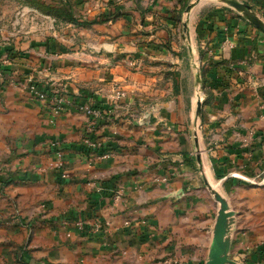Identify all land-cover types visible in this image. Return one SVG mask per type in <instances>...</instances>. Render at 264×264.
I'll return each instance as SVG.
<instances>
[{"label":"crops","instance_id":"crops-1","mask_svg":"<svg viewBox=\"0 0 264 264\" xmlns=\"http://www.w3.org/2000/svg\"><path fill=\"white\" fill-rule=\"evenodd\" d=\"M77 1L101 25L75 52L0 49V264H264V32L225 0Z\"/></svg>","mask_w":264,"mask_h":264},{"label":"rangeland","instance_id":"rangeland-1","mask_svg":"<svg viewBox=\"0 0 264 264\" xmlns=\"http://www.w3.org/2000/svg\"><path fill=\"white\" fill-rule=\"evenodd\" d=\"M73 1L0 0V49L3 48L6 51L8 59H17L21 56L24 57V53L31 54V51L34 50L32 47L37 43L48 45V38L54 39L56 37L58 39V37L70 36L68 39L69 50L75 52L74 50L80 44L81 37L86 38L84 32H94L101 24L98 23L99 25L92 27V24L86 22L91 20L88 17L89 13L85 11L86 7L90 8V5L81 7L80 2ZM120 1L118 4L116 2L115 5H122ZM213 3L214 0H198L195 3L194 10L188 14V10L184 9V14L192 22L197 10L211 8L210 6ZM113 7L112 5V10L109 12L113 11ZM100 15L102 14H99V21H101ZM102 29L105 28L102 26ZM81 31H83V34H80ZM32 59L30 58L27 62H31ZM39 88L48 93L60 91L56 87L45 90L40 86ZM59 93L62 94L61 91ZM63 97L66 99L65 95Z\"/></svg>","mask_w":264,"mask_h":264},{"label":"built area","instance_id":"built-area-1","mask_svg":"<svg viewBox=\"0 0 264 264\" xmlns=\"http://www.w3.org/2000/svg\"><path fill=\"white\" fill-rule=\"evenodd\" d=\"M30 92L37 98L47 100L51 103L52 109L55 114H58V112L63 109V107L67 104V100L63 97L62 94H60V91H57L54 93H48L46 91H43L39 88V86L36 83H31L30 86ZM79 109L84 110L86 114L90 117L89 125H88V132L90 134L96 132L100 128L101 123H111L112 118H111V113L108 110H105L102 107H97L93 106V104H84V105H79ZM84 144L89 148V149H95L97 147V142L93 140L90 137H86L84 140ZM59 155V160L62 161V156H63V151H57ZM92 154L96 156H102L104 158L109 157L110 154L104 153L102 155H98L92 150ZM68 176V173L63 172L62 177L65 178ZM115 201H120L122 198V193L118 190L115 192L113 195ZM131 221L127 220L125 222L126 225H130ZM79 227L84 226L83 221H78L76 223Z\"/></svg>","mask_w":264,"mask_h":264},{"label":"water","instance_id":"water-1","mask_svg":"<svg viewBox=\"0 0 264 264\" xmlns=\"http://www.w3.org/2000/svg\"><path fill=\"white\" fill-rule=\"evenodd\" d=\"M231 6L235 7L236 9L242 11L244 15L261 31L264 32V21L261 20L251 9L250 6L245 5L244 3L240 2L239 0H225ZM191 6L188 7V11L191 10ZM230 213H222L220 217V230L223 231L225 227V221L230 216ZM213 264H221V259L219 256H216Z\"/></svg>","mask_w":264,"mask_h":264},{"label":"trees","instance_id":"trees-1","mask_svg":"<svg viewBox=\"0 0 264 264\" xmlns=\"http://www.w3.org/2000/svg\"><path fill=\"white\" fill-rule=\"evenodd\" d=\"M117 14V13H116ZM88 137H90L91 138V135L89 134V136ZM87 148V147H86ZM91 149H88L87 151L89 152Z\"/></svg>","mask_w":264,"mask_h":264}]
</instances>
